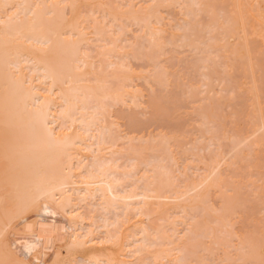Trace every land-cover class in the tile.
<instances>
[{"label": "bare ground", "instance_id": "bare-ground-1", "mask_svg": "<svg viewBox=\"0 0 264 264\" xmlns=\"http://www.w3.org/2000/svg\"><path fill=\"white\" fill-rule=\"evenodd\" d=\"M262 212L264 0H0V264H264Z\"/></svg>", "mask_w": 264, "mask_h": 264}, {"label": "rangeland", "instance_id": "rangeland-1", "mask_svg": "<svg viewBox=\"0 0 264 264\" xmlns=\"http://www.w3.org/2000/svg\"><path fill=\"white\" fill-rule=\"evenodd\" d=\"M163 11H164V10L161 11V12H162V13H161L162 16H163V13H164V12L166 13L168 10H166V11H164V12H163ZM172 12H173V13H172ZM167 13H168V12H167ZM167 15H170V16H171V15H172V16L174 15L173 17L171 16L170 20H171V19H174V18L176 19V16H175V14H174V11L171 10V9L169 10V13H168V14H164V17L167 16ZM170 16H168V20H169V17H170ZM166 19H167V18H166ZM169 51H170V50H169ZM169 51H167V53H166L168 57L166 56L165 59H163L162 62L159 61V62L161 63L160 66L168 67V71H169L170 74H172V77H174V76H173V73H175V75H176L177 72H179V71L181 70V66H182V70H181L180 72H182V73H183V71L186 72L185 75H184V73H183V77H182V78H184V79L186 78V79H187V77H188L187 74H189V71H187V70L185 69V65L187 66V64L189 65V64H191V63H194L193 60H192V61L189 60V59H191V58L188 57V56H189L188 53H186V54L184 53V54H183L182 52H180V53H181V54H180V53L176 52V53H177V54H176L175 51H173V53H169ZM171 52H172V51H171ZM178 54H179V55H178ZM170 55H171V57H170ZM184 55H185V56H184ZM186 55H187V60H188L189 63L186 62V64H185V63H183L184 60H183V58H181V57L184 56V59H185V58H186ZM175 58H176V59H175ZM177 58H178V59H177ZM180 58H181L182 60H180ZM166 59H167V60H166ZM171 59H172V61H171ZM173 59H174V60H173ZM165 60H166V62H165ZM187 60H186V61H187ZM167 61H168V63H167ZM169 61H170V62H169ZM178 61H179V64H178ZM160 63H158V64H160ZM172 63H173V64H172ZM137 65H138V66H137ZM144 65H145V64H143V63L132 64L133 68H136V69L139 68V71H140V70H143V71H144V69L146 68V66H144ZM169 65H170V66L172 65V66L169 67ZM178 65H179V66H178ZM143 66H144V68H143ZM177 66H178V67H177ZM176 67H177V68H176ZM141 68H143V69H141ZM178 68H180V69H178ZM172 69H173V70H172ZM178 70H179V71H178ZM174 71H175V72H174ZM234 75H235V76H234ZM236 75H237L236 73H233L232 76L230 75V77H228V79H231V80L228 81V82H229V83H228L229 85H230V82H231L232 85L235 83V81H236V80H235V79H236ZM185 76H186V77H185ZM175 77H176V76H175ZM179 77H180V76H179ZM232 77H233V79H232ZM234 77H235V79H234ZM176 79L178 80L177 77H176ZM174 80H175V79H174ZM232 80H233V82H232ZM180 81H181L183 84L185 83V80H183V79H182V80L179 79V82H180ZM173 82H174V81H173ZM181 82H180V83H181ZM174 83H177V81H175ZM138 84H140V83H138ZM141 85H142V84H141ZM232 85H231V86H232ZM138 86H139V85H138ZM139 87L141 88V87H143V86H139ZM140 88H139V89H140ZM152 88H153V91H152V89H149V88H148V90H149V91H148L146 87H145V88L143 87V89H141V90L144 91V94H145L146 96H147L148 94H150V98H149V95H148V102H151V99L153 98V99H152V100H153L152 103H153V104L156 103L155 105H157V108H158V109L155 107L156 110L154 109V112H153L155 115H152L151 113H148V112L146 113V110H145V113H143V112H139V111H142V110H140V109H138L139 111H137V109H136V110H135V109H134V110L132 109L133 111H131V112H130L131 109H130V110L123 109V111H129L131 115H132V112L135 113V114H133V115H134V118H136V121L138 120V121H137L138 124H139V121H140V124H139V125L141 126V127H140V126L138 127V126L136 125V122H134V127H130L131 124H132L131 121H134V120H131V121H130L131 123L128 121V123H130V126H129V124H128L129 127L127 126V127H125V128H127V129H129V128H131V129L134 128V130L132 129L133 133H134V132H135L136 134H137V133H140V135H145V136H147V135L150 134V133H149L150 131H151V133L153 132L152 134H155L156 131H157V133L161 132V131H162V128H163V131H162L161 133H167L168 135H169V134L172 135V132H173L174 134H177V133L179 134L180 129H181V134H183V132L186 133L187 131H190V130H191V129H190L191 127H192V129H193V128L196 126V125L194 126V122L192 121L191 110H190V109H189L190 111L187 110V108L185 107V104H186V103H185V104L183 103L184 100H183V99H180V101H181L183 104L179 103L180 101L178 102V100H179V99H178V96H179V98H180V90H178L179 93H171V95H170V94H168V93H169V90H168V89H167V91H168V92H167L165 89H163V90L159 89V87H158V88H157V87H152ZM245 89H246V87H244V92H243V90L240 91L241 94H240V92H239V93L237 92V93H238V95H237V98H238V99H237V98L235 99V97H236V96H235L236 93L228 94V97H229V98H231V96L233 97V95H234L235 97H234V98H231V100H230V102H229L230 104L227 105V106H228V109H226V113H224V111H225L224 108H227V107H226V106H223L224 108H222V111H223V110H224V111H223L222 114L225 115V116L223 115L224 117L227 118V117H228L229 115H231L232 113L235 114V111H237V113H236L235 115H238V114H240V113H243V111H241V110H242V109L244 110V108H245V104H244V103H245V97H244V100H242V99H243V95L245 94ZM145 90H146V91H145ZM150 91H151V92H150ZM163 91H166V92H167V96H168V97L166 96V97H165V100H163V101L161 100V101L159 102L158 93H159V92H162V93L159 94V97H160V99H161V96H165V94H166V92H164V94H163ZM242 92H243V94H242ZM172 94H173L174 97L177 95V97H176V100L178 99L177 101H175V99H173ZM229 95H230V96H229ZM151 96H152V98H151ZM240 96H242V97H241L242 99L240 98ZM154 97H155V98H154ZM156 97H157V100H158V101L156 100ZM169 97H170V98L172 97V98L169 99ZM166 98L168 99L167 102H166ZM163 99H164V97H163ZM239 99H240V101H239ZM146 100H147V97L144 98V101H145V102H147ZM169 100H171V101L169 102ZM173 100L175 101V103L173 102ZM241 100L244 102V103H243L244 107L241 108V110H240L239 107H240V106L242 107ZM185 101H186V100H185ZM231 101H233V102H231ZM163 102H164V103H163ZM168 102H169V103H168ZM172 102H173L175 105H183V108H180V109H179V106H178V108H176L177 106L174 108L175 105L172 106V104H173ZM159 103H160V104H159ZM162 103H163V105H161ZM170 103H171V104H170ZM187 103H188V102H187ZM236 103H238V104H236ZM240 103H241V104H240ZM158 104L160 105V107H159ZM165 104H166V105L168 104L167 106H169V108L165 109V108L167 107V106L165 107ZM186 105H187V104H186ZM188 105H189V104H188ZM188 105H187V106H188ZM163 106H164V107H163ZM229 106H230V108H229ZM162 107H163L164 110L161 109ZM180 107H182V106H180ZM170 108H173V110H172L171 112H169V111H170ZM184 108H185V109H184ZM233 108L235 109L234 112H233ZM176 109H179L180 111H179V110L177 111ZM157 110H158V111H157ZM162 110H163V111H162ZM186 110H187V111H186ZM229 110L231 111V113H230ZM116 111H117V110H116ZM120 111H121V110H120ZM134 111H135V112H134ZM159 111H160V112H159ZM166 111H167V113H166ZM175 111H176V112H175ZM238 111H241V112L238 113ZM244 111H245V110H244ZM129 112H128V113H129ZM157 112H158L159 114H158ZM186 112H187V113H186ZM115 113H116L117 116L119 115V113H118V114H117V112H115ZM177 113H178V115H177ZM181 113H182V114H181ZM185 113H186V114H185ZM219 113H220V112H219ZM123 114H124V112H123ZM149 114H150V115H149ZM160 114H161V115H160ZM174 114H175V116H174ZM222 114H221V115H222ZM125 115H127L126 112H125ZM146 115H148V116H146ZM164 115H166L167 117H165ZM172 115L174 116V118H173ZM226 115H227V116H226ZM143 116H144V117H143ZM155 116H156V117H155ZM158 116H159V117H158ZM161 116H162V118H161ZM168 116H169V118H168ZM171 116H172V117H171ZM138 117H139V118H138ZM150 117H151V118H150ZM134 118H133V116H132L131 119H134ZM157 118H158V119L160 118L159 120H161L160 122H162V123L158 122V119H157ZM163 118H165V120H166V118L168 119V122H167L168 125H167L165 122H163V120H162ZM170 118H171V120H170ZM175 118H177V119H175ZM193 118H194V117H193ZM149 119H151L150 122H149ZM153 119H154V121L156 120L157 123H156V121L153 122ZM165 120H164V121H165ZM193 120H194V119H193ZM123 121H124V122H123ZM123 121L120 119V122H119V120H118V122L120 123V125H122L123 123L125 124V120H123ZM173 121H174V122H173ZM175 121H176V122H175ZM239 121H240V120H239ZM170 122H171V123H170ZM180 122H181V123H180ZM144 123H145V125H143ZM163 123H164L165 125H164ZM227 123H228V122H227ZM237 123H238V122H237ZM240 123H244V122H241V121H240ZM240 123H238V124H240ZM124 124H123V126H124ZM195 124H196V123H195ZM234 124H235V123H234ZM238 124L234 126V125H232V123H231V124H229V125H230L231 127L234 126V130H235V129H236V128H235L236 126L240 127ZM126 125H127V121H126ZM132 125H133V124H132ZM181 125H182V126H181ZM187 125H188V126H187ZM190 125H191V126H190ZM229 125H226L227 127L225 128V130H226V132H227V130L229 129L228 132H231V133H232V131H233L234 133H233V134L230 133V134H231V136H234V135H235V131H234V130L230 131V130L233 129V128H231ZM241 125H243V124H241ZM135 126H136V127H135ZM145 126H146V127H145ZM164 126H167V127L164 128ZM193 126H194V127H193ZM142 127H143V129H142ZM144 127H145V128H144ZM160 127H161V128H160ZM189 127H190V128H189ZM228 127H230L231 129L228 128ZM122 128H123V127L121 126V129H122ZM125 128H123L122 130L125 131ZM135 128H136V129H135ZM155 128H156L157 130H156ZM167 128H168V129H167ZM173 128H174V129H173ZM227 128H228V129H227ZM138 129H139V130H138ZM165 129H166V130H165ZM187 129H188V130H187ZM142 130H143V132H142ZM148 130H149V131H148ZM168 130H169V131H168ZM236 130H237V129H236ZM128 131H129V130H128ZM170 131H171V133H170ZM175 131H176V132H175ZM178 131H179V132H178ZM182 131H183V132H182ZM130 132H131V130H130ZM131 133H132V132H131ZM131 133L129 134V132H128L129 135H131ZM133 133H132V135H135V134H133ZM148 133H149V134H148ZM189 133H190V132H188V135H189ZM237 133H238V132H237ZM237 133H236V135H237ZM178 134H177V135H178ZM230 134H229V135H230ZM138 135H139V134H138ZM183 135H185V137H187V136H186L187 133H186V134H183ZM183 135H182V136H183ZM179 136H180V139H181V140L179 139V142L181 141L180 143H182V145L186 142V139H187V141H189V140H188L189 137L184 138V137H182L180 134H179ZM189 136H190V138L192 137L191 134H190ZM183 138H184V139H183ZM190 142H191V141H190ZM190 142H188V143L190 144ZM188 143H187L188 146H187L186 143H185V146H183V148H184V147H185V149H186V148H189V144H188ZM229 144H230V143H227V145H226V144H225V145L228 146ZM192 145H193V142L190 144V147H191ZM225 145H224L225 150H227ZM228 147H229V146H228ZM230 147H231V146H230ZM230 147H229V148H230ZM229 148H228V149H229ZM241 169H242V168H241ZM241 169L239 170L240 173H241ZM242 170H243V172L241 173V178L243 177L244 180H245V177L247 178L248 175H249V176H252V175H253V178H254V176H256L255 179H256V178L258 179V178L261 176V174H257V173H256V174H255V173H252V175H250V174H251V173H250V170H247L248 172H247L245 169H242ZM244 171L247 173V176H246V174H245ZM248 173H249V174H248ZM242 174H244L245 177H244V175L242 176ZM248 178H249V177H248ZM228 213H229V212H228ZM262 213H263V212H262ZM226 215H227V214H226ZM258 215H260V216H258ZM258 215H257L258 218L262 221V219L264 218V213H263V216H262L261 213H258ZM258 218H257V219H258ZM259 219H258V220H259ZM63 253H64V251L62 252V254H63ZM64 254H65V253H64Z\"/></svg>", "mask_w": 264, "mask_h": 264}]
</instances>
